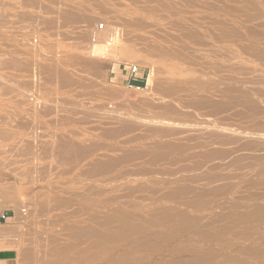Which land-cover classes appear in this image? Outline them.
I'll use <instances>...</instances> for the list:
<instances>
[{
  "label": "rangeland",
  "instance_id": "rangeland-1",
  "mask_svg": "<svg viewBox=\"0 0 264 264\" xmlns=\"http://www.w3.org/2000/svg\"><path fill=\"white\" fill-rule=\"evenodd\" d=\"M77 1L0 0V264H264V1Z\"/></svg>",
  "mask_w": 264,
  "mask_h": 264
},
{
  "label": "bare ground",
  "instance_id": "bare-ground-1",
  "mask_svg": "<svg viewBox=\"0 0 264 264\" xmlns=\"http://www.w3.org/2000/svg\"><path fill=\"white\" fill-rule=\"evenodd\" d=\"M75 1H77V0H75ZM79 1L81 2L82 0H79ZM79 1H77V2H79ZM89 1H90V0H89ZM91 1H92V0H91ZM95 1H96V0H95ZM105 1H106V0H105ZM112 1H114V0H112ZM153 1H155V0H153ZM160 1H161V0H160ZM163 1H164V0H163ZM163 1H162V2H163ZM165 1H166V0H165ZM231 1H232V0H231ZM234 1H235V0H233L232 3H233ZM252 1H253V0H252ZM263 1H264V0H263ZM70 2H71V1H70ZM80 2H79V3H80ZM84 2H85V0H84ZM84 2H83V3H84ZM106 2H107V1H106ZM110 2H111V1H110ZM156 2H157V0L155 1V3H156ZM162 2H161V4H163ZM167 2H168V1H167ZM169 2H171V1H169ZM229 2H230V1H229ZM238 2H239V0H238ZM238 2H237V3H238ZM241 2H242V1H241ZM259 2H260V0H259ZM67 3H68V2H66V4H67ZM71 3H73V2H71ZM79 3H78V4H79ZM83 3H82V4H83ZM92 3H94V2H92ZM104 3H105V2H104ZM152 3H153V2H152ZM158 3H159V2H158ZM235 3H236V2H235ZM252 3H253V2H252ZM257 3H258V0H257ZM69 4H70V3H69ZM84 4H85V3H84ZM108 4L112 5V3H108ZM108 4H107V7L110 6V5H108ZM167 4H168V3H167ZM169 4H170V3H169ZM238 4H239V3H238ZM253 4H254V5L256 4V0H255V3H253ZM67 5H68V4H67ZM86 5H87V3H86ZM96 5H97V4H96ZM100 5H101V4H100ZM100 5H98V6H100ZM104 5H105V4H104ZM223 5H224V6L226 5V7H228L227 4H223ZM235 5H236V4H235ZM239 5H240V4H239ZM254 5H252V6H254ZM262 5H263V4H262ZM69 6H70V5H69ZM71 6H72V5H71ZM71 6H70V7H71ZM73 6H74V4H73ZM73 6H72V8H73ZM112 6H113V5H112ZM115 6H116V5H115ZM115 6H114V8L116 9L117 7H115ZM164 6H165V5H164ZM166 6H167V5H166ZM166 6H165V7H166ZM170 6H171V4H170ZM172 6H173V4H172ZM259 6H260V5H259ZM80 7H81V6H80ZM85 7H86V6H85ZM167 7H168V6H167ZM229 7H231V6L229 5ZM102 8H105V6H102ZM119 8H120V7H119ZM209 8H210V7H209ZM209 8H208V9H209ZM212 8H214V7L212 6L211 9H212ZM220 8H221V7H220ZM254 8H257V9H258L259 7H258V5H257V7H254ZM260 8H261V7H260ZM73 9H75V6H74ZM120 9H122V8H120ZM214 9H215V8H214ZM214 9H213V10H214ZM217 9H218V8H216V10H217ZM221 9H222V8H221ZM228 9H230V8H228ZM228 9H227V10H228ZM231 9H232V7H231ZM80 10H81V9H80ZM232 10H233V9H232ZM235 10H236V8H235ZM261 10H262V9H261ZM73 11H74V10H73ZM115 11H116V10H115ZM117 11H118V10H117ZM121 11H123V10H121ZM121 11H120V12H121ZM209 11H210V9H209ZM222 11H223V9H222ZM233 11H234V10H233ZM64 12H66V11H64ZM71 12H72V11H71ZM210 12H212V10H211ZM213 12L215 13V11H213ZM219 12H220V11H219ZM223 12H224V11H223ZM223 12H222V13H223ZM234 12H235V11H234ZM247 12H248V11H247ZM257 12H258V11H257ZM214 13H213V14H214ZM231 13H232V12H231ZM260 13H261V12H260ZM62 14H64V13L62 12ZM77 14H78V13H77ZM225 14H228V13H225ZM232 14H233V13H232ZM248 14H249V13H248ZM248 14H247V15H248ZM253 14H254V13H253ZM68 15H69V14H68ZM210 15H211V14H210ZM219 15H220V14H219ZM221 15H222V14H221ZM229 15H230V14H229ZM255 15H256V14H255ZM61 16H62V15H61ZM66 16H67V15L65 14L64 17H66ZM78 16H79L78 18H80V14H78ZM84 16H85V15H84ZM208 16H209V14H208ZM211 16H212V15H211ZM213 16H214V15H213ZM217 16H218V15H217ZM217 16H216V17H217ZM250 16H251V15H250ZM250 16H249V17H250ZM258 16H259V15H258ZM81 17H82V15H81ZM86 17H87V19H88V18L91 19V18L88 17V16H86ZM221 17H223V16H221ZM225 17H226V15H225ZM227 17H228V16H227ZM230 17H231V19H233V15H232V16L230 15ZM246 17H247V16H246ZM246 17H245V18H246ZM253 17H254V16H253ZM256 17H257V16H256ZM256 17H254V18H256ZM69 18H70V17H69ZM78 18H77V19H78ZM83 18H84V17H83ZM214 18H215V17H214ZM223 18H224V17H223ZM250 18H251V17H250ZM261 18H262V17H260V19H261ZM70 19L73 20L72 17H71ZM77 19H76V20H77ZM84 19H85V18H84ZM229 19H230V18H229ZM234 19H235V18H234ZM234 19H233V20H234ZM239 19H240V18H239ZM246 19H247V18H246ZM256 19L259 20L258 17H257ZM256 19H255V20H256ZM216 20H217V19H216ZM221 20H222V18H220L219 21H221ZM223 20H225V19H223ZM226 20H227V19H226ZM226 20H225V21H226ZM261 20H262V19H261ZM67 21H69V19H67ZM83 21L85 22V20H83ZM88 21H89V20H88ZM90 21H91V20H90ZM90 21H89V22H90ZM219 21H218V23H220ZM229 21H230V20H229ZM250 21H251V20H249V23H250ZM262 21H263V20H262ZM79 22H82V21H81V18H80ZM211 22H212V21H211ZM259 22H261V21H259ZM90 23H91V22H90ZM222 23H223V22H221L220 24H222ZM227 23H228V21H227ZM239 23H240V22H239ZM252 23H253V22H252ZM252 23H251V25H252ZM262 23H263V22H261V24H262ZM213 24H214V23H213ZM235 24H237V23H236V19H235ZM253 24H254V23H253ZM215 25H216V23H215ZM217 25L219 26V24H217ZM224 25H228V24H224ZM229 25H230V24H229ZM255 25H256V23H255ZM263 25H264V23L262 24V26H263ZM220 26H221V25H220ZM231 26H232V25H231ZM233 26H234V25H233ZM223 27H226V26H223ZM227 27H228V26H227ZM234 27H235V29H236V28L239 29L240 26H239V24H238V27H236V26H234ZM243 27H244V26H243ZM243 27H242V28H243ZM245 27H246V26H245ZM248 27H249V26H247V28H248ZM211 28H212V27H211ZM216 28H217V27H216ZM218 28H219V27H218ZM231 28H233V27H231ZM249 28H250V27H249ZM249 28H248V29H249ZM192 29H195V28H192ZM212 29L216 30V29H215V26H214V28H212ZM220 29H221V28H220ZM226 29L231 30L230 28H226ZM226 29H225V31H227ZM235 29H234V32H233V33H235ZM238 29H237L236 33L239 31ZM256 29H258V28L256 27ZM262 29H263V28H262ZM222 30H223V29H222ZM240 30H241V28H240ZM242 30H243V29H242ZM245 30H246V28H245ZM253 30H254V29H253ZM253 30H251V32H252ZM190 31H191V30H190ZM196 31H197V30H196ZM196 31L194 30V33H195ZM202 31H203V30H202ZM205 31H206V30H205ZM218 31H219V33H220L221 30H217V32H218ZM260 31H261V30H260ZM260 31H259V32H260ZM191 32H192V31H191ZM199 32H200V31H199ZM203 32H204V31H203ZM203 32H201V34L199 33V34L201 35V37L203 36V35H202ZM208 32H209V31H208ZM221 32H222V31H221ZM227 32H229V31H227ZM85 33H86V32H85ZM85 33H84V34H85ZM212 33H213L214 36L216 35V33H215V34H214V32H212ZM224 33H226V32H224ZM231 33H232V32H231ZM233 33H232V34H233ZM248 33H249V32H248ZM252 33H253V32H252ZM252 33H250V34H252ZM261 33H264V32H261ZM261 33H260V34H261ZM191 34H193V33H191ZM197 34H198V33H196L195 35H197ZM204 34H208L207 31H206V33H204ZM217 34H218V33H217ZM226 34H227V33H226ZM244 34H245V33H244ZM255 34H256V30H255ZM255 34H254V35H255ZM260 34H259V33L256 34V35H259V36H257L258 38L260 37ZM195 35H193V36H195ZM222 35H225V34H222ZM222 35H221V36H222ZM229 35H230V34H229ZM229 35H227L228 38H229ZM246 35H247V33H246ZM246 35H244V36H246ZM256 35H255V36H256ZM221 36H220V37H221ZM231 36H232V35H231ZM240 36H241V35H240ZM244 36H242V38H243ZM261 36H262V35H261ZM201 37L199 36L198 38L200 39ZM215 37H217V36H215ZM215 37H214V38H215ZM218 37H219V36H218ZM249 37H250V36H249ZM252 37H253V36H252ZM252 37H250L251 40L253 39ZM196 38H197V36H196ZM202 38H203V37H202ZM206 38H207V37H205V39H206ZM222 38H223V37H222ZM224 38H225V37H224ZM231 38H233V37H231ZM237 38H238V37H237ZM239 38H240V37H239ZM239 38H238V39H239ZM242 38H240V39H242ZM250 38H249V39H250ZM203 39H204V38H203ZM215 39H216V38H215ZM238 39H237V40H238ZM261 39H262V40L264 39L263 36H262ZM222 40H223V39H222ZM225 40H226V39H225ZM235 40H236V39L234 38L233 41H235ZM244 40H245V38H244L243 40H241V41H244ZM246 40H247V39H246ZM256 40H260V38H259V39H256ZM256 40L254 41V39H253L254 44H255V42L259 43V42L256 41ZM219 41H220V40H219ZM239 41H240V40H239ZM253 41L251 42L252 44H253ZM224 42H226V41L223 40V43H224ZM227 42H228V40H227ZM227 42H226V43H227ZM230 42H231V41H230ZM230 42H228V46H229V43H230ZM236 42H237V41H236ZM244 42H245V41H244ZM246 42L249 43L248 40H247ZM221 43H222V42H221ZM247 43H246V44H247ZM238 44H240V43H238ZM242 44L244 45V43H242ZM246 44H245V45H246ZM220 45H221V44H220ZM259 45H260V43H259ZM228 46L226 45L225 47H228ZM256 46H257V45H256ZM223 47H224V46H223ZM240 47H241V45H240ZM243 47H244V49H245V46H243ZM246 47H247V46H246ZM249 47H250V46H249ZM254 47H255V46H254ZM254 47H253V48H254ZM260 47H261V46H260ZM229 48H230V47H229ZM127 49H128V48H127ZM216 49L218 50L219 48L217 47ZM241 49H243V48H241ZM246 49H247V48H246ZM251 49H252V48H251ZM256 49H257V48H256ZM263 49H264V48H263ZM263 49H262V50H263ZM212 50H213V49H212ZM214 50H215V49H214ZM221 50H222V49H221ZM247 50H248V49H247ZM247 50H246V51H247ZM249 50H250V49H249ZM128 51H129V50H127L126 52H128ZM229 51H230V50H229ZM229 51H228V52H229ZM257 51H258V50H257ZM260 51H261V48H260ZM218 52L220 53L221 51H218ZM218 52H217V53H218ZM222 52H223V51H222ZM222 52H221L220 55H218V57L220 56V58H221V56H222ZM258 52H259V51H258ZM129 53L132 54L131 50H130V52H128V54H129ZM209 53H210V52H209ZM224 53H225V52H224ZM251 53H252V54H253V53H254V54H255V53L257 54L256 51H255V52L252 51ZM261 53H262V52H261ZM215 54H216V53H215ZM256 54H255V57L257 56ZM258 54L261 55L260 52H259ZM213 55H214V54H213ZM128 56H131V55L129 54ZM133 56H134V53H133ZM214 56H215V55H214ZM216 56H217V55H216ZM225 56H226V55H225ZM138 57H139V56H138ZM210 57H211V56H210ZM223 57H224V56H223ZM257 57H258V56H257ZM132 58H133V57H132ZM136 58H137V55H136ZM224 58H226V57H224ZM259 58H260V57H259ZM259 58H257V60H258ZM262 58H264V56H261V59H262ZM134 59H135V57H134ZM261 59H260V60H261ZM138 61H140V60H138ZM138 61H137V63H141V61H140V62H138ZM225 61H226V59H225ZM263 61H264V60H263ZM220 62H223V61L221 60ZM142 63H143V62H142ZM262 63H264V62H262ZM159 66H160V68H161L162 65H159ZM158 68H159V67H158ZM160 68H159V69H160ZM162 68H165V67H162ZM159 69H157V70H159ZM165 69H166V68H165ZM160 70H161V69H160ZM155 73H156V71H155ZM157 73H158V72H157ZM159 73H160V72H159ZM161 73H162V72H161ZM163 73L166 74V72H163ZM163 73H162V74H163ZM164 74H163V75H164ZM169 74H170V73H169ZM166 75H167V74H166ZM155 76H158V75H155ZM152 77H153V76H152ZM158 77H159V76H158ZM148 78H149V81H150L151 78H150V77H148ZM147 80H148V79H147ZM153 80H154V78H153ZM155 80L157 81V78H156ZM147 82H148V81H147ZM157 83H158V82H157ZM170 83H171V82H170ZM170 83H169V84H170ZM153 84H154V83H153ZM155 84H156V82H155ZM155 84H154V85H155ZM151 85H152V84H151ZM156 85H158V84H156ZM159 85H160V82H159ZM159 85H158V87L160 88L161 85H160V86H159ZM171 85H173V81H172V84H170V86H171ZM161 87H163V86H161ZM171 87H172V86H171ZM159 88L157 89V86H156V89H157V90H160V89H161V88H160V89H159ZM228 90H229V89H228ZM228 90H227V91H228ZM229 91H230V90H229ZM229 91H228V92H229ZM238 91H241V90H237V92H238ZM228 92H226V93H228ZM232 92H233V91H232ZM241 93H243V92L241 91ZM241 93H240V94H241ZM230 94H232V93H230ZM230 94H228V95H230ZM237 94H238L240 97L243 96V95H240L239 92H238ZM245 94H246V93H245ZM245 94H244V95H245ZM233 95H234V94H233ZM238 95H237V96H238ZM247 95H248V94H247ZM226 97L231 98L232 96H231V95H230V96H227V95H226ZM249 97H250V96H249ZM232 98H234V96H233ZM245 98H246V96H245ZM225 99H227V98H225ZM235 99H236V98H235ZM243 99H244V98H243ZM248 99H249V98H248ZM250 99H251V98H250ZM202 100H203V99H202ZM207 100H208V99L206 98V101H207ZM230 100H231V99H230ZM244 100L247 101V99H244ZM206 101H204V102H206ZM226 101L228 102V100H226ZM209 102H210V101H208V103H209ZM229 102H230V101H229ZM231 102H234V101H231ZM254 102H255V101L252 102V100H249V102H247V103H249V106H248V107H251V108H249V109H253V108L256 106ZM213 105H214V104H213ZM247 105H248V104H245V106H247ZM211 106H212V105H211ZM245 106H244V107H245ZM248 107H247V109H248ZM247 109H246V110H247ZM252 141H253V140H252ZM247 142H248V141H247ZM256 142H257V141H256ZM248 143H249V142H248ZM250 144H252V143H250ZM255 144H256V143H255ZM259 144H261V143L259 142ZM73 146H74V145L71 146V145H69V144H63V145H62V152L65 153V154H68V153L71 154L73 151H75V148H76V147H73ZM161 147H162V146H161ZM156 148H158V147H156ZM158 149H159V148H158ZM158 149H157V150H158ZM164 149H165V148H164ZM157 150H156V155L159 156L158 154H160L161 152H160V153H157V152H158ZM159 151H160V150H159ZM156 155H155V156H156ZM161 155H162V154H161ZM213 191H214V190H213ZM213 191H211V192H213ZM175 192H177V191H175ZM202 192H203V191H201L200 193H202ZM209 192H210V191H209ZM195 194H196V193H195ZM195 194H194V195H195ZM197 194H198V193H197ZM197 194H196V195H197ZM214 194H215V193H214ZM201 195H203V194H201ZM204 195H207V194H204ZM204 195H203V196H204ZM209 195H210V194H209ZM199 196H200V195H199ZM203 196H202V197H203ZM207 196H208V195H207ZM212 196H213V195H212ZM212 196H211V197H212ZM194 197L196 198V196H194ZM197 199H198V197H197ZM199 199H200V197H199ZM199 199H198V200H199ZM195 200H196V199H195ZM207 200H209V199H207ZM207 200H206V201H207ZM200 201H201V199H200ZM194 202H195V201H194ZM194 202L192 201L193 204H194ZM217 202H219V201H217ZM155 203H157V202H155ZM201 203H202V202H201ZM205 203H206V202L204 201V204H205ZM209 203H210V202H209ZM214 203H215V201H214ZM153 204H154V203H153ZM158 204H159V203H158ZM189 204H190V200H189ZM195 204H198V205H199V203H195ZM204 204H202V205H204ZM210 204H211V203H210ZM215 204H216V203H215ZM151 205H152V204H151ZM155 205H156V204H155ZM169 205H170V207H171V206L173 207V205H171V204H169ZM169 205H167V209H168V206H169ZM198 205H197V206H198ZM205 205H206V204H205ZM216 205H217V204H216ZM152 206H153V205H152ZM165 206H166V205H165ZM210 206H212V205H210ZM258 206H259V207H260V206L262 207V206H264V205H257L256 207L258 208ZM149 207H150V206H149ZM149 207H148V208H149ZM155 207L158 208L159 206H155ZM190 207H193V206H191V204H190ZM194 207H195V206H194ZM194 207H193V208H194ZM261 207H260V208H261ZM160 208H161V207H160ZM160 208H159V209H160ZM257 208H256V210H259V209H257ZM151 209H152V208H151ZM204 209H205V208H204ZM233 209H234V208H233ZM254 209H255V208H254ZM147 210H148V209H147ZM162 210H163V208H162ZM162 210H161V211H162ZM169 210H170V208H169ZM177 210H178V209H177ZM199 210H200V208H199ZM145 211H146V210H145ZM149 211H150V210H149ZM154 211H155V209H154ZM159 211H160V210H159ZM182 211H183V210H182ZM187 211H188V210H187ZM195 211H198V210L195 209ZM250 211H251V210H250ZM261 211H262V210H261ZM263 211H264V210H263ZM263 211H262V212H263ZM174 212H175V211H174ZM174 212H173V213H174ZM234 212H236V214H235V216H236V215L238 214L239 211L237 212L236 210H234ZM251 212H252V214H254L253 212H255V211L252 210ZM259 212H260V211H259ZM113 213H116V212H113ZM117 213H119V212H117ZM117 213H116V214H117ZM141 213L143 214L144 212H141ZM157 213H158V212H157ZM161 213H162V212H161ZM179 213H180V212H179ZM187 213H188V212H187ZM196 213H197V212H196ZM200 213H201V212H200ZM248 213L250 214V212H248ZM255 213H256V212H255ZM108 214H109V213H108ZM110 214H111V213H110ZM120 214H121V213H120ZM120 214H119V215H120ZM123 214H125V213H123ZM150 214H151V213H150ZM150 214H148V215H150ZM154 214H155V213H154ZM166 214H167V213H166ZM174 214H175V213H174ZM190 214H192V211H191V213H189V215H190ZM193 214H194V213H193ZM198 214H199V213H198ZM228 214H229V213H228ZM239 214H240V212H239ZM246 214H247V212H246ZM258 214H262V213H258ZM258 214H257V215H258ZM106 215H107V214H106ZM106 215H105V216H106ZM111 215H113V214H111ZM111 215H110V216H111ZM121 215H122V214H121ZM126 215H127V213H126ZM126 215H123V216H126ZM128 215H132V214H128ZM133 215H134V214H133ZM140 215H141V214H140ZM148 215L145 214V217H144V218H146V216H148ZM163 215H164V214H163ZM171 215H172V213H171ZM171 215H170V216H171ZM181 215H182V212H181ZM184 215H185V214H184ZM186 215H187V214H186ZM189 215H188V216H189ZM263 215H264V214H263ZM110 216H109V217H110ZM138 216H139V215H138ZM138 216H137V217L135 216V217H136V218H135L136 220H137ZM143 216H144V215H143ZM150 216H151V215H150ZM156 216H158V215H156ZM173 216H174V215H172V217H173ZM179 216H180V215H179ZM198 216H199V215H198ZM238 216H239V215H238ZM243 216H246V215H243ZM249 216H250V215H248V217H247V216H246V217H247V218H251V217H249ZM251 216L253 217V215H251ZM255 216H256V214H255ZM258 216H259V215H258ZM112 217L115 218L116 216L113 215ZM117 217H118V216H117ZM117 217H116V218H117ZM121 217H122V216H120L119 218H121ZM128 217H130V216H128ZM141 217H142V216H141ZM159 217H160V216H159ZM164 217H165V216H164ZM190 217H192V216H189V217H187V216H183V217H182V221H181V223H182L183 226H188V225L191 224V222L193 223V221H192V219H191ZM246 217H245V218H246ZM260 217H261V216H260ZM114 218H113V219H114ZM116 218H115V220H116ZM119 218H118V219H119ZM124 218H125V217H124ZM124 218H123V221H124ZM131 218H132V216H131ZM131 218H129L130 221L135 220V219H133V218H132V220H131ZM192 218H195V217L193 216ZM196 218H197V217H196ZM240 218H241V216H239V220H240ZM242 218H244V217H242ZM247 218H246V221H248ZM262 218H263V217H261V220H262ZM105 219H106V218H105ZM125 219H126V218H125ZM138 219H139V218H138ZM147 219H148V218H147ZM147 219L145 220L146 223H147L146 226L149 225V223L147 222V221H148ZM158 219H159V218H158ZM167 219H168V217H167ZM169 219H170V218H169ZM231 219H232V218H231ZM141 220H143V219H141ZM151 220H152V219H151ZM165 220H166V219H165ZM180 220H181V219H180ZM261 220H260V221H261ZM107 221H109V220H107ZM110 221L112 222L113 220L111 219ZM120 221H121V220H120ZM128 221H129V220H128ZM130 221H129V222H130ZM149 221H150V220H149ZM160 221H161V220H160ZM167 221H168V220H167ZM249 221H251V220H249ZM258 221H259V220H258ZM113 222H115V221H113ZM116 222H117V221H116ZM118 222H119V221H118ZM126 222H127V221H126ZM126 222L123 223V225H121L122 227L120 228V231H119L120 234L122 233V235H123V234H128V233L131 231V228L133 227V226L130 225L131 223H129V222L126 223ZM134 222H135V221H134ZM134 222H133V223H134ZM162 222H163V221H162ZM162 222H161V223H162ZM174 222H176V221H174ZM196 222H197V221H195V224H196ZM230 222H231V221H230ZM232 222H233V221H232ZM232 222H231V224H230L229 222H228V223H229L230 225H233V224H235V223H238V220H237V222H233V224H232ZM241 222H242V221H241ZM243 222H244V221H243ZM253 222H256V221L253 220ZM253 222H250V223L252 224ZM108 223H109V222H108ZM133 223H132V224H133ZM137 223H138V222H137ZM144 223H145V222H144ZM181 223H180V224H181ZM256 223H257V222H256ZM116 224H117V223H116ZM116 224H115V225H116ZM119 224H121V222H119ZM135 224H136V223H135ZM152 224H153V222L151 223V227L154 225V224H153V225H152ZM163 224H164V223H163ZM174 224H175V223H174ZM195 224H193V225H195ZM246 224H247V223H246ZM133 225H134V224H133ZM161 225H162V224H161ZM161 225H160V226H161ZM111 226H113V225H111ZM155 226H156V225H154L153 228H155ZM191 226H192V225H191ZM137 227H138V225H137ZM137 227H136V228H137ZM143 227H144V226H143ZM143 227H141V228H143ZM149 227H150V226H149ZM163 227H164V226H163ZM174 227H176V225H175ZM225 227H226V225H225ZM246 227H249V226H246ZM71 228H72V227H71ZM146 228H147V227H144V229H146ZM165 228H166V227H165ZM167 228H168V227H167ZM182 228H183V227H182ZM182 228H181V229H182ZM193 228H194V227H193ZM72 229H73V228H72ZM72 229H70V230H72ZM74 229H78V228H74ZM74 229H73V231H74V234H75L77 230L75 231ZM113 229H114V228H113ZM138 229H139V228H137V230H138ZM144 229H142V230H144ZM148 229H149V228H148ZM160 229H161V228H160ZM181 229H180V230H181ZM187 229H188V228H187ZM80 230H81V229H80ZM133 230H134V228H132V231H133ZM166 230H167V229H166ZM184 230H186V229H184ZM222 230H223V229H222ZM81 231H82V230H81ZM111 231H112V230H111ZM138 231H139V230H138ZM150 231H151V230H150ZM153 231H155V230H152V236H151L152 238H153V234H154ZM160 231H161V230H160ZM160 231H159V234H158L157 231H156V234H158V235L161 234V235H162V233H160ZM173 231H174V230H173ZM176 231H177V233H178V230H176ZM189 231H190V229H189ZM189 231H187V232H189ZM219 231H221V230H219ZM181 232H182V230H181ZM79 233H80V231H79ZM82 233H83V231H82ZM82 233H81V234H82ZM95 233H97V232H95ZM95 233H94V235H95ZM98 233H99V232H98ZM98 233H97V234H98ZM112 233H113V231H112ZM133 233H134V231H133ZM142 233H143V231H142ZM168 233H169V230H168ZM185 233H186V231H185ZM206 233H208V232H206ZM206 233H205V234H206ZM129 234L132 235V233H129ZM140 234H141V233H140ZM148 234H149V233H147V235H148ZM150 234H151V233H150ZM150 234H149V235H150ZM202 234L204 235V232H203ZM202 234H201V235H202ZM220 234H221V233H219V235H220ZM72 235H73V234H72ZM82 235H83V234H82ZM107 235H108V234H107ZM110 235H111V234H110ZM114 235H115V234H114ZM131 235H130V236H131ZM145 235H146V234H145ZM147 235H146V236H147ZM166 235H167V233H166ZM176 235H177V234H176ZM207 235H208V234H207ZM207 235H206V236H207ZM73 236H74V235H73ZM75 236H76V235H75ZM97 236H98V235H97ZM115 236H116V238H118L117 235H115ZM142 236H144V235H142ZM154 236H155V235H154ZM156 236H157V235H156ZM162 236H165V235L163 234ZM79 237H80V236H79ZM79 237L76 236L75 238H79ZM94 237H95V236H94ZM108 237H109V236H108ZM126 237H127V236H126ZM148 237H149V236H148ZM157 237H159V236H157ZM97 238H98V237H97ZM112 238H113V237H112ZM123 238H124V237H123ZM137 238H138V237H137ZM137 238H134V240H135V239L137 240ZM143 238H144V237H143ZM166 238H167V237H166ZM98 239H100V238H98ZM114 239H115V238H114ZM140 239H141V238H140ZM145 239H146V237H145ZM145 239H144V240H145ZM148 239H150V238H148ZM159 239L161 240L162 238L160 237ZM164 239H165V238H164ZM120 240H121V239H120ZM124 240H125V239H124ZM155 240H156V238H155ZM157 240H158V238H157ZM166 240H167V239H166ZM189 240H190V239H189ZM189 240H187V241H189ZM192 240H193V239H192ZM109 241H110V240H109ZM146 241H147V239H146ZM146 241H145V242H146ZM148 241H149V243H152V242H151L152 240H151V241L148 240ZM148 241H147V243H148ZM174 241H175V239H174ZM174 241H172V246H173V242H174ZM195 241H196V239H195ZM135 242H136V241H135ZM142 242H143V241H142ZM160 242H161V241H160ZM160 242H158V243L161 244ZM131 243H132V242H131ZM131 243H130V244H131ZM133 243H134V242H133ZM137 243H138V241H137ZM140 243H141V242H140ZM153 243H155V242H153ZM164 243H165V242H164ZM186 243H187V242H186ZM99 244H100V243H99ZM103 244H104V243H103ZM103 244H102V245H103ZM57 245H58V244H57ZM60 245H61V244H60ZM60 245H59V246H60ZM63 245H64V244H62V249L64 248ZM96 245H97V244H96ZM105 245H107V244H105ZM126 245H127V244H126ZM135 245H136V244H135ZM138 245H140V244H138ZM138 245L135 247V249L138 247ZM145 245H146V244H145ZM145 245H144V243H143L142 246L146 247ZM149 245H150V244H148V246H149ZM154 245H156V244H154ZM169 245H170V244H169ZM182 245H183V244H182ZM188 245H189V244H188ZM194 245H195V244H194ZM100 246H101V245H100ZM117 246H118V245H117ZM122 246H123V244H122ZM127 246H128V245H127ZM131 246H133V245H131ZM131 246H129V247H131ZM157 246H158V245H157ZM191 246H193V245H191ZM197 246H198V245H197ZM60 247H61V246H60ZM89 247H90V246H89ZM104 247H105V246H104ZM119 247H120V246H119ZM194 247H195V246H194ZM51 248H52V247H51ZM108 248H109V247H108ZM116 248H117V247H116ZM139 248H140V246H139ZM142 248H143V247H141V250H142ZM149 248H150V247H148L147 249H149ZM151 248H152V247H151ZM159 248H160V247H159ZM167 248H168V247H167ZM167 248H166V249H167ZM169 248L171 249V248H173V247L169 246ZM186 248H187V247H186ZM196 248H197V247H196ZM196 248H194V249H196ZM53 249H54V248H53ZM69 249H70V247H69ZM82 249H83V248H82ZM82 249H80L79 251H81ZM87 249H88V248L86 247L85 250H87ZM89 249H93V248L90 247ZM98 249H100V247H99V248L97 247L96 250H98ZM117 249H118V248H117ZM121 249H122V248H121ZM121 249H120V250H121ZM123 249H124V248H123ZM123 249H122V250H123ZM126 249H128V248H126ZM131 249H133V248H131ZM135 249H133V251H134ZM144 249H145V248H144ZM144 249H143V251H140V250H138V251H140L141 254H142V252H146V251H144ZM162 249H163V248H162ZM176 249H177V247H176ZM182 249H183V248H182ZM192 249H193V248H192ZM56 250H57V249H56ZM60 250H61V249H60ZM64 250H67V247H65ZM64 250H63V251H64ZM85 250H84V251H85ZM96 250H95V251H96ZM100 250H102V249H100ZM113 250H114V249H113ZM124 250H125V249H124ZM151 250H154V249L152 248ZM158 250H159V249H158ZM188 250H189V249H188ZM188 250H185V251H188ZM58 251H59V250H58ZM68 251H70L69 254H71V250H68ZM77 251H78V250H77ZM77 251H76V254L74 253L75 256H78V255H77ZM93 251H94V249H93ZM93 251H92V252H93ZM95 251H94V252H95ZM105 251L107 252V250H105ZM108 251H110V250H108ZM125 251H126V250H125ZM125 251H124V253H125ZM178 251H179V250H178ZM195 251H196V250H195ZM59 252H62V251H59ZM65 252H67V251H65ZM92 252H90V254H91ZM94 252H93V253H94ZM102 252H104V251H102ZM118 252H119V251H118ZM135 252H137V251H135ZM140 252L137 253V254H140ZM148 252H150V251H148ZM159 252L161 253V251H159ZM164 252H165V251H164ZM181 252H182V250H181ZM190 252H191V251H190ZM81 253H82V252H80L79 255H80ZM93 253H92V255L97 254L98 251H97V253H94V254H93ZM114 253H115V252H114ZM116 253H117V252H116ZM124 253H123V255H124ZM128 253H130V250H129ZM155 253H156V252L154 251V254H155ZM175 253H176V252H175ZM182 253H184V252H182ZM187 253H188V252H187ZM193 253H194V252H193ZM263 253H264V252H262V254H263ZM52 254H53V251H52ZM58 254H59V253H58ZM58 254H57V257H58ZM69 254H68L67 257H66V258H68V259L71 258V257H68V256H71V255H69ZM83 254H84V253H83ZM83 254H82V257L84 256ZM98 254H99V253H98ZM104 254H105V253H104ZM109 254H110V252H109ZM117 254H118V253H117ZM132 254H133V253H132ZM144 254H145V253H144ZM144 254H143V255H144ZM146 254H147V255H149V254L151 255V254H153V253H146ZM157 254H158V253H157ZM162 254H163V251H162ZM168 254H169V253H168ZM178 254H179V253H178ZM54 255H55V253H54ZM63 255H64V253H63ZM92 255H91L90 257H92ZM99 255H100V254H99ZM112 255H113V254H112ZM118 255H121V254H118ZM134 255H136V253H134ZM171 255H172V254H171ZM171 255H170V256H171ZM190 255H192V254H190ZM49 256H50V255H49ZM95 256H96V255H95ZM100 256H101V255H100ZM100 256H99V257H100ZM110 256H111V255H110ZM110 256H109V257H110ZM124 256H125V255H124ZM154 256H155V255H154ZM154 256H153L152 258H154ZM156 256H157L156 258H158V255H156ZM172 256H175V254L172 255ZM186 256H187V255H186ZM54 257H56V256H54ZM73 257H74V256H73ZM86 257H87V256H86ZM88 257H89V255H88ZM105 257H107V256H105ZM105 257H104V258H105ZM136 257H137V256H136ZM138 257H139V256H138ZM142 257H143V256H142ZM146 257H147V256H146ZM166 257H168V256L166 255ZM166 257H165V258H166ZM177 257H178V256H177ZM179 257H181V256H179ZM188 257H189V256H187V258H188ZM75 258H77V257H75ZM101 258H102V257H101ZM112 258H113V257H112ZM129 258H130V257H129ZM131 258H134V256L131 257ZM144 258H145V257H144ZM144 258H141V259H144ZM159 258H160V257H159ZM159 258H158V259H159ZM162 258H163V257H162ZM168 258H169V257H168ZM172 258L175 260V257H172ZM185 258H186V257H185ZM56 259H58V258H56ZM63 259H64L63 256H62V259L59 258L60 261H62ZM78 259H80V260L84 259L85 261L89 260L88 258H87V260H86L85 258H82V259H81V257L78 258ZM78 259H77V260H78ZM92 259H95V260L97 259V262L99 261L97 257H94V258H92ZM107 259H108V258H107ZM141 259H140V260H141ZM150 259H151V258H150ZM176 259H177V258H176ZM180 259H181V258H180ZM48 260H49V259H48ZM54 260H55V259H54ZM59 260H58V263L60 262ZM64 260H67V259H64ZM77 260H76V261H77ZM84 260L79 261V262H80V263H81V262L83 263ZM132 260H134V262H135V260L137 261L136 258H135V259H132ZM147 260H148V259H147ZM147 260H146V263H148ZM165 260H166V259H165ZM168 260H169V259H168ZM170 260H172V259H170ZM182 260H183V259H182ZM51 261H53V260H51ZM89 261H90V260H89ZM93 261H94V260H93ZM101 261H102V259H101ZM103 261L105 262V263L102 262V263H104V264L108 263V262H106L107 260L105 261V259H104ZM108 261H109V260H108ZM152 261H153V259H152ZM56 262H57V261H56ZM63 262H64V261H63ZM66 262H67V261H66ZM66 262H64V263L66 264ZM69 262H70V260H69ZM90 262L92 263V260H91ZM97 262H93V263L96 264ZM142 262H145V261L143 260ZM168 262H169V261H168ZM175 262H177V261H174V263H173V262H169V263H170V264H175ZM179 262H180V261H179ZM179 262H178V263H179ZM53 263H55V262L53 261ZM64 263H63V264H64ZM76 263L78 264V262H76ZM110 263L113 264V262H112L111 260H110ZM114 263H115V260H114ZM146 263H145V264H146ZM169 263H168V264H169ZM180 263H183V262H180ZM180 263H179V264H180ZM55 264H56V263H55ZM68 264H69V263H68ZM86 264H87V263H86ZM88 264H89V262H88ZM99 264H101V262H99ZM137 264H139V262H138ZM140 264H141V262H140ZM142 264H143V263H142ZM176 264H177V263H176ZM183 264H184V263H183Z\"/></svg>",
  "mask_w": 264,
  "mask_h": 264
},
{
  "label": "built area",
  "instance_id": "built-area-1",
  "mask_svg": "<svg viewBox=\"0 0 264 264\" xmlns=\"http://www.w3.org/2000/svg\"><path fill=\"white\" fill-rule=\"evenodd\" d=\"M99 27L102 28L103 24L102 23L99 24ZM122 71H124V73L127 77H131L132 80H134V81L138 82L139 79H141V80L143 79V74L140 73V68L136 64H129L127 66H124ZM8 218H9L8 215H6L4 213H0V223L6 221Z\"/></svg>",
  "mask_w": 264,
  "mask_h": 264
},
{
  "label": "crops",
  "instance_id": "crops-1",
  "mask_svg": "<svg viewBox=\"0 0 264 264\" xmlns=\"http://www.w3.org/2000/svg\"><path fill=\"white\" fill-rule=\"evenodd\" d=\"M15 256L13 248H0V263H6L12 260Z\"/></svg>",
  "mask_w": 264,
  "mask_h": 264
},
{
  "label": "trees",
  "instance_id": "trees-1",
  "mask_svg": "<svg viewBox=\"0 0 264 264\" xmlns=\"http://www.w3.org/2000/svg\"><path fill=\"white\" fill-rule=\"evenodd\" d=\"M133 83H138L137 81H134ZM139 86V85H138Z\"/></svg>",
  "mask_w": 264,
  "mask_h": 264
}]
</instances>
